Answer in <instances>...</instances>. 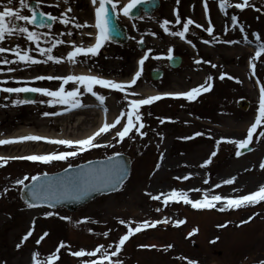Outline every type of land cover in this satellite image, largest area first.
Returning a JSON list of instances; mask_svg holds the SVG:
<instances>
[{
  "label": "rangeland",
  "instance_id": "1",
  "mask_svg": "<svg viewBox=\"0 0 264 264\" xmlns=\"http://www.w3.org/2000/svg\"><path fill=\"white\" fill-rule=\"evenodd\" d=\"M128 1L119 0L118 4L122 8ZM219 2L220 0H208L206 16L203 0H180L179 4L176 0H160L158 11L150 17L142 15L132 25L131 44L121 48H107L94 57V60L89 59L91 57H78L79 62L68 64L67 69L47 63V67L40 66L32 72L23 64L4 65V59H11L7 56L8 52L0 55V82L7 81L0 85L4 86L10 83L22 86L39 84L41 81L32 80L33 76L67 72L77 75L79 71L126 82L138 69V61L145 54L149 58L145 61L143 74L133 89L139 93L136 98L167 92H187L203 84L207 77H213L212 90L198 96L195 101L166 97L150 106H144L141 109L145 124L142 131L147 135L143 138L133 133L134 139L125 138L122 143H116L112 140L115 133L113 130L99 140L101 143H115L114 148L92 149L67 162H54L50 165L9 160L6 166L0 167V264H33V253L36 252L39 253L38 259L44 261L55 253L61 241L69 247L60 250L56 264H80V258L70 255L71 251L91 250L99 244L109 247L110 251L114 250L111 246L127 230L119 220L132 221L135 226V223L163 220L165 217L169 223L148 228L126 242L119 255L123 264H187V260L196 261L198 264H260L264 261V202L220 212L217 209H193L182 202L169 203L165 207L161 201H153L146 195H158L175 189L187 191L189 197L196 200L201 199L203 191H208L211 187L214 189L213 194L239 197L257 191L264 185V170L259 167L264 162V137H258L260 129L249 145L251 152L248 154L236 157V147L222 142L218 154L212 158V163L207 167H200L215 150L216 140L246 138L247 130L254 122L258 109L259 85L256 80L264 83V55L255 61V76L251 75L249 66V60L258 50L253 34H259L260 42H264V0H249V5L243 10L229 7L226 13L220 10ZM227 2L235 5L243 3V0ZM177 10L181 24L175 22ZM232 16L238 18L236 27L232 25ZM188 18L202 25L199 29L195 25L190 26L186 36L195 47L178 37L166 34L160 27L167 19L170 21V30H182V23ZM208 19L214 27L215 39L204 30L208 26ZM240 26L244 28V33L239 30ZM129 29L131 30V26ZM245 34L251 43L244 41ZM139 37L143 39L145 49L138 48ZM204 40L210 43L205 44ZM224 41L239 43L229 44ZM170 47L174 49L173 55L182 58L177 69L168 68L167 63L162 61L166 59ZM157 56L163 58L155 59ZM198 59L202 63L196 64ZM91 61L94 62L90 63ZM211 64L217 67L212 68ZM9 68L17 70L9 72ZM160 68L164 70L163 77L158 81L151 80V70ZM221 73H226L241 83H237L236 79L229 80L227 76L220 80ZM16 81L27 83L18 84ZM55 82L58 81H49ZM55 85L51 87L53 90ZM94 90L107 97L104 107L108 109L110 123L121 110L126 109L123 93L99 89L98 86ZM17 99L20 96L13 100H9L6 95L0 98V138L22 130L34 133H60L64 130L72 137L73 134L69 132L76 134L96 126L97 117L91 115V109L96 108L93 105L99 104L90 94L82 97V103L86 107L77 109L79 112L76 110L48 116L44 113L63 112V106L50 107L48 99L43 96L36 99L35 103L14 105L13 101ZM240 100L243 101L239 102ZM46 108L50 110H45ZM158 118H163L165 123L161 124ZM77 119H81L78 126L75 125ZM197 132L203 135L184 139ZM23 143L28 145L27 151L7 155L6 151L0 150V157L67 150L63 146L44 141ZM117 152L129 157L131 172L123 187L115 193L100 196L74 213L46 207L30 209L20 200L19 191L22 186L17 185L16 181L25 175L31 177L44 172H56L68 164L106 158ZM157 164L160 165L158 170ZM185 175H190V179H175ZM232 177H236L234 184L214 188L216 184H222L225 179ZM204 179H208L209 184H204ZM27 182L29 180L25 183ZM196 188L202 191H191ZM157 208L162 210L157 212ZM49 211L55 214L46 217L45 214ZM60 217L70 219L62 220ZM250 217H253L250 222L242 223ZM33 220V235L21 243L22 237L32 229ZM177 220H184L186 223L175 227L173 225ZM222 224L227 227H219ZM193 229H198V232L189 237L188 234ZM44 232L49 235L37 245V239ZM105 232L108 233L106 238L103 236ZM213 240L216 243H211ZM17 244H21L19 249ZM141 245L156 247L142 248ZM168 245L172 247L165 250Z\"/></svg>",
  "mask_w": 264,
  "mask_h": 264
},
{
  "label": "snow or ice",
  "instance_id": "2",
  "mask_svg": "<svg viewBox=\"0 0 264 264\" xmlns=\"http://www.w3.org/2000/svg\"><path fill=\"white\" fill-rule=\"evenodd\" d=\"M65 4L69 3V0H63ZM151 0H129V3L124 5L122 8L119 6L117 0H92V4L95 8V23L92 25L80 23H74L76 29L83 28H94L95 33V43L89 46L83 44L76 45L72 44L73 50L67 53L66 57L56 56L53 54V50L59 45L65 43L63 39L51 38L50 46L42 47L41 46V37H45V43H48L49 34H41L38 31H32L28 26H35L37 29H51L52 24L59 22L62 25H69L72 23L75 18L70 17L68 13L72 11L71 7H68L66 10L62 11L59 16L52 15L51 13H45L39 11L41 7V0H37L36 7H31L30 0H19V6L17 8L11 7L13 0H7L6 3L0 2V44L6 40V38L11 37L12 35H19L24 37L29 43L34 44L35 49L32 48H21L20 45H16L15 48H7L0 46V54L10 52L15 59L9 60L4 59L2 63L4 65L9 64H24L27 66L47 64L49 62L53 64L64 63L65 60L70 64L78 63V57H96L100 54L101 49L113 38L114 28L112 26L111 17L115 14L117 17L123 14L124 17H129L133 9L137 8L139 5H146L150 3ZM179 4L180 0H176ZM205 15L208 13V0H203ZM98 5V6H97ZM249 5V0H243V3H236L232 5L227 2V0H220L219 7L222 12L227 11L229 7H235L243 10L245 6ZM55 6H58L55 5ZM109 6L111 11H109ZM27 11L30 14H24V11ZM176 15V24H181V18L179 16L178 10L175 12ZM232 25L237 26L238 18L236 16L231 17ZM22 22V23H21ZM170 21L165 19L160 27L163 31L173 37H178L181 41L190 44L192 47H195L192 44L191 40L186 38L189 33L190 26L195 25L196 28H202V25L195 23L191 18H188L185 22L182 23V30H170L169 28ZM210 37H213L214 27L210 19H208V26L204 29ZM239 30L244 33V28L239 27ZM61 35H72L71 32L63 33ZM83 35V34H82ZM89 36H92V33H88ZM152 35H155L152 33ZM255 39L257 41L258 50L255 53V56L249 60V66L251 69V75L255 76L256 72V60H258L262 55H264V42L261 41L259 34L254 33ZM215 39V37H213ZM246 43H251L248 40L247 34L243 37ZM143 44V40L139 41ZM203 43L209 44L210 41L204 40ZM224 43L236 44L239 41H224ZM36 51L40 57L43 59H38L31 54L32 51ZM173 48H169L167 52L166 59L172 60L173 57ZM149 58L148 54H145L138 61V69L134 72L131 79L126 82H117L110 79H104L99 76L91 74H69L66 76L59 75H38L34 79L36 81H59V86L56 90H51L46 87H0V92L8 94H21V93H39L41 96L48 97V105L50 107H55L57 105L63 106V112H54L47 113L44 115H62L65 112H70L82 107H86L82 103V97L85 94H90L98 102L99 106L104 108V112L107 113L108 109L105 106L107 97L103 94H100L98 91L94 90L99 87V89H108L113 90L118 93L124 94V100L126 101V109L121 110L119 115L111 122L105 121L102 126L94 132L92 135L87 136L84 139L72 140V139H52L48 137H42L39 135H26L15 139H0V145H10L14 143H23V142H39L44 141L48 144L63 146L65 151H53L47 154H33L26 156H14V157H0V167L7 165L9 160H23L30 161L33 163H39L43 165H50L54 162H67L71 158H75L78 155H82L85 152H88L92 149L99 148H114L115 143H101L99 138L103 137L105 134H108L115 130L112 140L116 143H122L125 138L134 139L133 133L135 135L143 138L147 135L146 132H143L142 129L145 128L143 122V113L141 109L144 106H150L156 101L162 100L165 97L171 98H183L187 101H195L198 96L203 93H207L212 90L213 80L212 76L207 77L205 82L197 87L192 88L187 92L182 93H166L163 95H153L147 98H136L139 96V93L135 92L134 86L137 85V82L140 80L143 74V66L145 61ZM155 59H162L163 57H154ZM206 62V61H205ZM196 64L202 63L201 60H196ZM210 63V62H206ZM212 68H216L217 65L211 64ZM15 68H9L8 71H16ZM229 80L236 79L226 73H221L219 76L220 80H224L225 77ZM237 83H241L236 79ZM0 83H7V81H2ZM16 83H24V81H16ZM256 84L259 85V99H258V109L255 116L254 122L250 125L247 130L246 138L244 139H224L216 140L215 150L210 154L209 158L205 160L200 167H207L212 163V158L218 154L220 145L222 142L232 144L236 147L235 155L240 157L243 154V150L249 148V145L253 142L254 135L257 134L258 137H264V83H261L259 79L256 80ZM71 85V89H66V86ZM35 103L33 100L27 99H17L13 101L14 105L20 104H29ZM160 123H165L163 118H158ZM119 126V127H118ZM203 133L197 132L194 136L185 137L184 139H194L195 137L202 136ZM163 137H161L162 139ZM120 153H115L112 156H108L104 161H88L87 165L77 166V170L74 174L73 166L68 164V167L64 169L63 174L50 175L48 172H44L40 175H34L29 177L25 175L22 179L16 181L17 185L23 187L27 190L28 199L25 200L28 208H39L47 206L49 208H54L57 203L62 202L64 199H74L81 200L86 198L93 191H104L111 190L117 191L123 187L125 179L128 175L126 166L120 163L117 158L120 156ZM163 159V154H161V160ZM160 165L157 164L156 168L159 169ZM259 167L264 170V162H262ZM177 180H188L190 175H185L184 177H176ZM31 180V184H26L25 182ZM236 177L225 179L222 184H216L214 188H220L222 185H232L234 184ZM204 184H209L208 179H204ZM193 192H201L199 188L192 189ZM214 189L210 187L208 191H203V196L201 199L193 200L189 197L187 191L182 190H171L170 192L164 193L161 192L158 195H153L152 193H146L150 196L153 201H161V203L167 207L169 203H183L185 205H190L193 209L203 210V209H217L220 212H225L229 210L241 209L248 206H255L264 202V185H261L257 191H254L250 194L242 195L239 197H226L219 194H213ZM163 198V199H162ZM217 205L219 207L217 208ZM162 209L157 208L156 211L160 212ZM55 213L49 211L45 214L46 217H51ZM258 215V213H257ZM253 217H250L249 220H245L242 223H248ZM62 220L70 219L68 217H60ZM119 223L126 227V233L123 234L118 242L111 246L114 250L109 249L104 244H99L91 250L80 249L76 251H71L69 254L80 258V264H123L119 259V255L123 250L126 242L129 241L131 237L140 233L148 228H156L157 225L164 223H169L167 217L163 220L156 221H144L142 223H135L132 221L119 220ZM186 223L184 220H177L174 222L175 227H179L182 224ZM33 227L30 229L23 237L22 242H25L33 235L35 230V220L32 222ZM219 227H227L226 224L219 225ZM198 229H193L188 235L191 237L196 234ZM48 232H44L43 235L37 239L36 243L39 245L41 241L48 236ZM103 236L106 238L108 233H103ZM219 238H217L218 240ZM211 243H216V240L211 241ZM21 244H17L19 249ZM69 246L65 244L64 241H61L56 248L55 253L49 255L44 261L38 259L39 253H33V264H56L59 259V253L61 249L68 248ZM142 248H155L156 245H141ZM172 245H168L167 249H170ZM115 258V259H114ZM187 259V258H183ZM187 264H198V262L193 260H187ZM260 264H264V261H261Z\"/></svg>",
  "mask_w": 264,
  "mask_h": 264
},
{
  "label": "flooded vegetation",
  "instance_id": "3",
  "mask_svg": "<svg viewBox=\"0 0 264 264\" xmlns=\"http://www.w3.org/2000/svg\"><path fill=\"white\" fill-rule=\"evenodd\" d=\"M1 1L3 3L7 2V0H1ZM117 2H119V0H117ZM36 3H37V0H30L31 7L35 8ZM57 4H58V6H55ZM18 6H19V0H13V4L11 5V7L17 8ZM68 7L72 8V11L70 13H68V15L70 17H74L75 20L67 26L62 25L59 22L53 23L52 28L50 30L47 28L37 29L35 26H31V25L28 26L29 29L32 31H38L41 34H44V33L49 34L48 43H45V37L42 35V37H41V46L42 47L50 46L51 38L63 39L65 41L64 44L59 45L57 48H55L53 50V54L56 56L66 57L67 53L73 50V48H72L73 43H75L76 45L83 44L85 46H89V45H92L95 43L94 37H95L96 30L94 28L76 29L73 26L74 23L84 24L86 22L89 25H92L95 23V13L93 11L94 6L92 4V0H69L68 4H65L63 2V0H41V7L38 9V12L43 11L45 13H51L52 15L59 16L60 13L64 10H66ZM0 10H2V9H0ZM24 14H30V13H28L25 10ZM141 16L142 15H140L138 18H140ZM117 18L119 19V22H121L122 24H125V26H126L127 35L129 37V40H128L126 45H129L132 43L131 42L132 25L134 24V22L138 18L129 19V17L128 18L124 17L122 13ZM126 24L131 26V30L129 29V26ZM67 32H71L72 35H70V36L69 35H61L63 33H67ZM88 33H92V36H89ZM141 40H143V39L141 37H139V39L137 40V45H138V47L145 48V44L139 43V41H141ZM16 45H20L21 48H29L30 47L32 49H35V47H36L34 44L29 43L24 37L19 36V35H12L11 37L6 38V40L3 42V44H0V46L7 47V48H15ZM123 46H125V45H120V44H117L115 42L109 41L104 46V48L101 49V52L107 48H121ZM31 54L38 59H43V57H40L35 50L32 51ZM7 56H9L11 60L15 59V57L10 52H8ZM105 58H103V59H105ZM89 59L94 60V57H91ZM93 62L94 61H91L90 63H93ZM49 63H51V62H49ZM51 64H53V63H51ZM68 64H70V63H68L65 60L64 63L57 65V67L60 69H67V68H69ZM14 65H17V64H14ZM25 66H26L27 70L34 72L40 66L47 67L48 64H39V65H32V66L25 65ZM86 67H88V66H86ZM90 68L93 69V66H91ZM87 73L89 74V72H87ZM69 74H73V73H69V72H67L66 74L61 73V74H59V76H66ZM46 75H50V74H46ZM35 77L33 76L32 80H34ZM54 85L56 86V88H55V90H56L59 86V81L55 82V83H49V81L46 80L45 83L41 81V83H39V84H30V85H28V87H46V88L53 90V88H51V87ZM8 86L9 87H22V85H17V84H13V83L8 84ZM71 87H72L71 85L66 86V89L70 90ZM3 93L4 92H1V94H3ZM19 95L21 97V94H19ZM36 95H37L36 99L42 97L39 93H36ZM86 95H89V94H86ZM16 96H17V94H14V93L8 94V99L13 100ZM46 98L49 99L48 97H46ZM61 109H63V107H61ZM45 110L49 111L50 109L46 108Z\"/></svg>",
  "mask_w": 264,
  "mask_h": 264
},
{
  "label": "water",
  "instance_id": "4",
  "mask_svg": "<svg viewBox=\"0 0 264 264\" xmlns=\"http://www.w3.org/2000/svg\"><path fill=\"white\" fill-rule=\"evenodd\" d=\"M157 7H158V1L157 0H151V2L146 4V5L137 6V8L132 10L130 15L132 17H136L139 14L140 10H143V12L146 13V14H151L152 11L157 9ZM109 11H111V7L110 6H109ZM111 20H112V26L114 28L113 38L111 40L112 41H116L118 43H124L126 41V37H125V34H124V29L121 26H119L118 23L115 21L116 19L114 17V14L111 17ZM169 63H170V65L172 67L175 68V67H177L179 65L180 59L179 58H173L172 60L169 61ZM160 76H161V72H154L151 75V77L153 79H158ZM24 96H26L25 99H27V100L33 99V95L32 94L25 93ZM249 150H250V148L244 149L243 153L248 152ZM117 160L120 163H122L124 166H126V169H127L128 175H129L130 164H131L129 158L127 156H125V155H120L117 158ZM98 161H104V160H96V161H93V162H98ZM83 165H87V163L83 164ZM76 170H77V167H74L73 168V172L70 173V174H74V172ZM63 172L64 171L59 172V174H63ZM56 174H58V173H56ZM56 174H51V175H56ZM128 175H127V177H128ZM127 177H126V179H127ZM29 184H31V182ZM112 192H115V191H111V190L93 191V192H91L90 195H88L86 198L81 199V200L64 199L62 202L57 203L55 208L64 207V208H66L69 211H76L79 207H81L84 204L88 203L89 201H91L92 199L96 198L97 196L102 195V194L112 193ZM20 198L23 200L24 203H25V200L28 199L27 190L26 189H23V188L21 189Z\"/></svg>",
  "mask_w": 264,
  "mask_h": 264
},
{
  "label": "bare ground",
  "instance_id": "5",
  "mask_svg": "<svg viewBox=\"0 0 264 264\" xmlns=\"http://www.w3.org/2000/svg\"><path fill=\"white\" fill-rule=\"evenodd\" d=\"M81 74H86L87 72L80 71ZM150 94V93H148ZM150 96V95H149ZM153 96V95H152ZM93 107H96L94 109H91L93 112L91 115L96 116L95 120V127H89L84 130H82L80 133L74 134L73 132H69L72 135V137H69L71 135H67L66 131L62 130L60 133H34L33 131L28 130H22L18 131L16 133H13L12 135H8L6 137L0 138V139H15L26 135H39L42 137H48L52 139H72V140H78V139H84L89 135H92L94 132H96L102 124L107 121L110 123L111 117L107 115V113L104 112V109H101L99 105H93ZM81 123V119H77L75 125L78 126ZM63 129V128H62ZM28 145L24 143H14L10 145H0V150L6 151L7 155H13L16 154L18 151H27L29 148H27ZM24 155V154H22Z\"/></svg>",
  "mask_w": 264,
  "mask_h": 264
}]
</instances>
